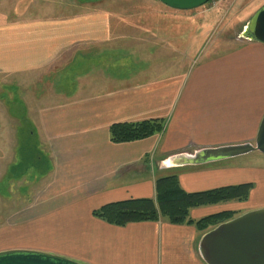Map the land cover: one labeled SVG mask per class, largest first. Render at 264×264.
Returning a JSON list of instances; mask_svg holds the SVG:
<instances>
[{"label":"crops","instance_id":"crops-1","mask_svg":"<svg viewBox=\"0 0 264 264\" xmlns=\"http://www.w3.org/2000/svg\"><path fill=\"white\" fill-rule=\"evenodd\" d=\"M167 11L182 13L163 10V16ZM187 12L195 18L206 11ZM120 14L101 8L70 16L25 11L0 21V71L19 74L29 98L22 99L24 108L19 104L9 112L29 120L27 136L35 139L12 157L28 162L14 163L30 172L19 176L23 188L32 190V172L39 179L13 221L0 225V250L34 246L14 241L25 232L13 228L49 223L57 226L51 228L58 242L54 250L82 264H205L197 246L209 229L164 218L117 226L92 215L108 203L154 198L156 179L171 173L186 192L252 184L244 200L191 208L192 220L264 208V154L258 151L203 164H167L180 154L254 141L264 115V44L246 38L186 69L167 52L152 56L132 41L121 46L115 39L123 36ZM130 27L132 33L160 28ZM53 64L60 66L52 69ZM50 71L59 87L51 94L39 80ZM154 118L166 120L160 133L122 143L109 139L113 123ZM18 129L8 130L16 137ZM44 231L50 233V225Z\"/></svg>","mask_w":264,"mask_h":264},{"label":"rangeland","instance_id":"rangeland-1","mask_svg":"<svg viewBox=\"0 0 264 264\" xmlns=\"http://www.w3.org/2000/svg\"><path fill=\"white\" fill-rule=\"evenodd\" d=\"M263 4L264 0H224L213 7L210 2H207L195 8L198 12H206L194 18L189 12L183 15L185 10H180L182 13L167 11V15L163 16V10L174 9L157 0H0V21L5 18L16 20L25 11L33 13L40 11L47 16H70L91 9L117 10L122 15V20L119 19L124 31L123 36H117L115 39L121 41V46H127L132 41V44L139 45L141 50L148 49L149 55L152 56H162V53L167 52L171 58L176 59V65L188 69L209 57L222 55L243 42L246 39L244 32L246 24ZM110 19L114 24V17L111 16ZM132 24H145L147 27L158 25L160 28L155 29L154 34L150 32L132 33L130 31ZM111 40H114V35H111ZM166 41L169 42V47L164 45ZM110 52L115 51L110 50ZM53 65L52 69L60 66ZM53 73L56 72L50 71V74L44 73L42 77L40 76L39 80L42 78L44 81L41 86V89L45 90L43 92L49 94L57 92L58 77H52ZM18 77L19 74L9 75L0 71V225L6 220L13 221V215L17 214V211L26 204L31 191L37 188L34 184L39 181L32 172L30 176V182L33 184L32 190L30 191L29 188L27 190V187L25 189L21 186L23 182L20 177L23 173L25 175L30 172L26 173L27 170L24 171V167L20 166L11 170L14 163L28 164L26 160L17 162L19 147L31 146V140L35 141L34 138L27 136L30 127L29 120L24 117L20 119L21 114L14 109L9 112V108H18L20 105V108H24L22 107L24 98L29 103V98H26L27 92L24 85H20ZM53 83L56 84L55 87ZM19 126L21 129L17 130L18 135L16 133V137H12L8 129H15ZM15 153L16 158L12 157ZM251 154V156H256L255 154L258 153ZM49 225L50 233H46L44 230H47ZM55 227L57 226H51L49 223L22 224L21 230L13 228L12 231L25 232V235L14 241L20 240L19 243L23 245H34L19 247L20 249H33L64 256L54 250L58 242L52 238L51 228Z\"/></svg>","mask_w":264,"mask_h":264},{"label":"water","instance_id":"water-1","mask_svg":"<svg viewBox=\"0 0 264 264\" xmlns=\"http://www.w3.org/2000/svg\"><path fill=\"white\" fill-rule=\"evenodd\" d=\"M175 10H191L209 0H157ZM245 37L264 44V4L244 28ZM252 151L264 154V115L254 143L203 148L193 154L174 156L167 164L183 166L244 155ZM198 253L205 264H264V208L245 212L224 221L201 236ZM0 264H82L67 257L33 249L0 250Z\"/></svg>","mask_w":264,"mask_h":264},{"label":"trees","instance_id":"trees-1","mask_svg":"<svg viewBox=\"0 0 264 264\" xmlns=\"http://www.w3.org/2000/svg\"><path fill=\"white\" fill-rule=\"evenodd\" d=\"M165 123L163 118L113 123L109 127V139L114 143L141 140L162 132ZM17 166L19 165L11 167V170H15ZM251 188V183H240L211 190L186 192L181 188L177 175L171 173L156 179L154 198L108 203L93 210L92 215L117 226L164 218L172 224H193L198 230L205 231L231 219L234 213L220 211L192 220L189 216L191 208L229 200H244Z\"/></svg>","mask_w":264,"mask_h":264},{"label":"built area","instance_id":"built-area-1","mask_svg":"<svg viewBox=\"0 0 264 264\" xmlns=\"http://www.w3.org/2000/svg\"><path fill=\"white\" fill-rule=\"evenodd\" d=\"M224 0H210L209 2L211 3V5L214 7L216 6L217 4H219L220 2H222Z\"/></svg>","mask_w":264,"mask_h":264}]
</instances>
